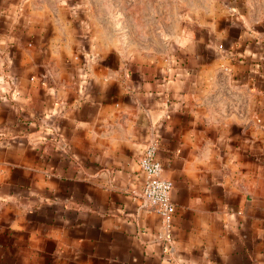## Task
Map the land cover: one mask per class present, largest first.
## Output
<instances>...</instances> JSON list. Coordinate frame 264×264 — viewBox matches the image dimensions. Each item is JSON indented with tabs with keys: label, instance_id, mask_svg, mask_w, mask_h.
Wrapping results in <instances>:
<instances>
[{
	"label": "crops",
	"instance_id": "0c3cea01",
	"mask_svg": "<svg viewBox=\"0 0 264 264\" xmlns=\"http://www.w3.org/2000/svg\"><path fill=\"white\" fill-rule=\"evenodd\" d=\"M0 264H264V15L133 45L69 0H0Z\"/></svg>",
	"mask_w": 264,
	"mask_h": 264
},
{
	"label": "rangeland",
	"instance_id": "374dc122",
	"mask_svg": "<svg viewBox=\"0 0 264 264\" xmlns=\"http://www.w3.org/2000/svg\"><path fill=\"white\" fill-rule=\"evenodd\" d=\"M90 9L91 18L103 23V38L137 41L156 40L163 32L179 36L182 24L197 12L245 11L264 15V0H69ZM171 30V32L169 31ZM157 37V38H156Z\"/></svg>",
	"mask_w": 264,
	"mask_h": 264
},
{
	"label": "built area",
	"instance_id": "2783aa9c",
	"mask_svg": "<svg viewBox=\"0 0 264 264\" xmlns=\"http://www.w3.org/2000/svg\"><path fill=\"white\" fill-rule=\"evenodd\" d=\"M11 81L13 82V80ZM10 93L12 94L13 91ZM158 144L157 139L152 140L144 148L139 159V165L146 175L142 197L146 205H149L161 215L167 236H170L171 218L175 212V205L171 199L173 183L162 174L163 165L158 157Z\"/></svg>",
	"mask_w": 264,
	"mask_h": 264
}]
</instances>
